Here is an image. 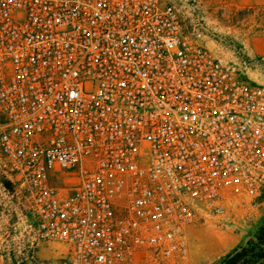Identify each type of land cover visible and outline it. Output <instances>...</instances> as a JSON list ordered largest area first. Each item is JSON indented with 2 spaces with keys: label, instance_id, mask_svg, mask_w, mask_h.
Masks as SVG:
<instances>
[{
  "label": "built area",
  "instance_id": "1",
  "mask_svg": "<svg viewBox=\"0 0 264 264\" xmlns=\"http://www.w3.org/2000/svg\"><path fill=\"white\" fill-rule=\"evenodd\" d=\"M172 0H0V177L59 264L189 257L264 210V82Z\"/></svg>",
  "mask_w": 264,
  "mask_h": 264
},
{
  "label": "rangeland",
  "instance_id": "2",
  "mask_svg": "<svg viewBox=\"0 0 264 264\" xmlns=\"http://www.w3.org/2000/svg\"><path fill=\"white\" fill-rule=\"evenodd\" d=\"M191 27L204 33V43L215 53L230 58L245 56L255 66L251 76L264 82V1L262 0H172ZM1 182V177H0ZM236 212L235 223L228 226L203 225L189 233V257L164 262L142 252L123 264H216L227 254L256 239L264 224V210L254 220H244ZM34 219L23 210L16 196L0 187V264H17L25 258L29 264H59L51 247H32L30 225ZM39 249L41 253L38 254ZM53 252H55L53 254ZM48 254V255H47Z\"/></svg>",
  "mask_w": 264,
  "mask_h": 264
},
{
  "label": "trees",
  "instance_id": "3",
  "mask_svg": "<svg viewBox=\"0 0 264 264\" xmlns=\"http://www.w3.org/2000/svg\"><path fill=\"white\" fill-rule=\"evenodd\" d=\"M1 182L9 193L14 192V186L11 183L2 178ZM20 264H29V262L22 258ZM216 264H264V224L256 239H252L246 245L235 249Z\"/></svg>",
  "mask_w": 264,
  "mask_h": 264
},
{
  "label": "crops",
  "instance_id": "4",
  "mask_svg": "<svg viewBox=\"0 0 264 264\" xmlns=\"http://www.w3.org/2000/svg\"><path fill=\"white\" fill-rule=\"evenodd\" d=\"M262 1H264V0H262ZM40 247V246H39ZM38 254H40L41 253V249H39V252H37ZM55 252H53V254H54ZM48 255V254H47Z\"/></svg>",
  "mask_w": 264,
  "mask_h": 264
}]
</instances>
